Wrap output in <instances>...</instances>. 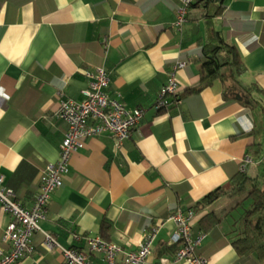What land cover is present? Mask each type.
<instances>
[{"label": "crops", "instance_id": "1", "mask_svg": "<svg viewBox=\"0 0 264 264\" xmlns=\"http://www.w3.org/2000/svg\"><path fill=\"white\" fill-rule=\"evenodd\" d=\"M223 3L215 26L236 47L243 79L258 87L250 107L224 99L218 80L194 90L206 25L187 17L174 26L180 0H0V175L23 206L39 192L46 165L59 159L67 125L55 112L60 99L83 98L86 69L103 66L110 96L143 109L122 146L104 134L72 152L32 235L33 252L15 264H68L60 247L86 251L89 237L134 250L151 227L158 230L143 264H181L172 261L175 224L168 215L229 186L238 173L256 171L264 159V0ZM177 61L185 64L176 71L177 93L156 108ZM203 213L194 216V236ZM9 221L0 206L3 249ZM228 231L227 221L204 232L196 253L209 264H257L252 255H238ZM44 232L58 245L47 248ZM102 258L89 254L90 264H104Z\"/></svg>", "mask_w": 264, "mask_h": 264}, {"label": "built area", "instance_id": "2", "mask_svg": "<svg viewBox=\"0 0 264 264\" xmlns=\"http://www.w3.org/2000/svg\"><path fill=\"white\" fill-rule=\"evenodd\" d=\"M190 1L180 0L181 5L177 10L174 26L180 28L186 20V6ZM184 65V62L177 61L168 71L167 80L157 95L156 108L167 102V96L177 93L176 71ZM85 77L87 85L82 91L81 100L65 98L59 101L55 117L62 119L67 125L59 146V159L55 163L47 164L41 173L40 189L30 207L20 203L15 191L4 183V178L0 175V206L11 216V221L2 232L1 241L7 244L8 248L3 249L0 246V264H15L33 252L32 235L40 230L38 223L45 218L51 193L63 184L72 152L83 147L86 139L104 134L112 138L116 147H120L142 117V108H127L117 98L109 95L107 89L110 76L103 66L86 69ZM194 216L193 210L178 207L167 217V220L175 224V229L168 238V242L176 246L172 255L173 262L209 264L206 257L196 253L205 233L193 235ZM157 230V227L148 229L138 247L125 252L116 243L100 237L86 238V251L74 247L60 248L68 264H90L89 254L96 252L103 254L104 264H143L150 254ZM43 243L49 249L58 245L54 238L45 232Z\"/></svg>", "mask_w": 264, "mask_h": 264}, {"label": "trees", "instance_id": "3", "mask_svg": "<svg viewBox=\"0 0 264 264\" xmlns=\"http://www.w3.org/2000/svg\"><path fill=\"white\" fill-rule=\"evenodd\" d=\"M224 7L223 0H191L186 6V18L203 19L206 25L199 64L200 83L194 90L218 80L224 99L237 97L244 106L250 107L257 103L253 94L258 87L255 82L243 79L246 67L236 47L215 26V18L223 13ZM179 208L193 210L195 214L204 212L197 220L200 233L213 231L228 221L227 234L238 255H252L257 264H264V159L254 173L240 172L230 180L229 186H218ZM99 229L106 239L108 225L102 222ZM170 249L173 255L176 246Z\"/></svg>", "mask_w": 264, "mask_h": 264}]
</instances>
